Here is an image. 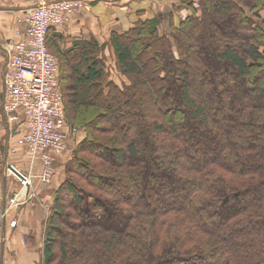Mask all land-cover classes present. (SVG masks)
I'll return each mask as SVG.
<instances>
[{
  "label": "trees",
  "instance_id": "1",
  "mask_svg": "<svg viewBox=\"0 0 264 264\" xmlns=\"http://www.w3.org/2000/svg\"><path fill=\"white\" fill-rule=\"evenodd\" d=\"M203 4L171 38L159 15L78 41L58 53L72 76L56 56L68 121L85 136L43 264H264V0ZM109 43L123 85L99 57Z\"/></svg>",
  "mask_w": 264,
  "mask_h": 264
},
{
  "label": "crops",
  "instance_id": "2",
  "mask_svg": "<svg viewBox=\"0 0 264 264\" xmlns=\"http://www.w3.org/2000/svg\"><path fill=\"white\" fill-rule=\"evenodd\" d=\"M40 0H0V210L6 209L9 199L21 189L20 179L15 175L11 166L19 173H26L30 168L28 148L22 142L27 125L22 111L8 113L4 109L5 85L4 73L7 64L6 47L11 41L24 36L26 32V15L29 9L39 4ZM88 8L77 12L68 23L51 27L48 35V46L52 52L61 53L72 47L82 39L95 38L100 42L109 41L113 31H126L134 26L139 19L152 16V5L145 4L147 0H85ZM175 4V0H173ZM162 5L164 10L170 11L166 0H156L153 6ZM172 4V5H173ZM128 11L129 15L124 14ZM124 12V13H123ZM163 13L160 12V15ZM175 24L179 23L175 16ZM81 132L72 136L71 141L77 142ZM70 143V139L68 141ZM41 171V164L35 166V173ZM59 169L47 183L35 178L29 190V195L19 208L12 210L11 217L0 224V264H41L40 254L37 253L38 242L42 232L37 229L39 216L44 218L46 209L54 200V189L62 182ZM61 182V183H60ZM49 205V206H48ZM17 217L19 225L10 226V218ZM38 230V231H37ZM33 240V242L28 240ZM40 242V241H39Z\"/></svg>",
  "mask_w": 264,
  "mask_h": 264
},
{
  "label": "built area",
  "instance_id": "3",
  "mask_svg": "<svg viewBox=\"0 0 264 264\" xmlns=\"http://www.w3.org/2000/svg\"><path fill=\"white\" fill-rule=\"evenodd\" d=\"M83 6L82 0H40L27 12L24 36L6 47L4 109L13 117L22 111L25 117L22 142L28 148L30 168L26 173L12 171L19 177L21 189L9 199L8 207L0 210V224L26 200L35 178L45 183L51 180L57 155L65 151L70 136L79 132L66 115L59 65L48 48V35L51 27L66 24ZM38 163L42 168L36 174ZM9 224L17 227L18 218H10Z\"/></svg>",
  "mask_w": 264,
  "mask_h": 264
},
{
  "label": "rangeland",
  "instance_id": "4",
  "mask_svg": "<svg viewBox=\"0 0 264 264\" xmlns=\"http://www.w3.org/2000/svg\"><path fill=\"white\" fill-rule=\"evenodd\" d=\"M82 1L84 2V6L81 7L78 12H82V11L86 10L88 8V6H89V5H86L85 0H82ZM154 1H156V0H147V2L145 3L147 5H152V9L151 10L155 11V12H153L152 16L149 17V18H153V17L159 16L160 12L163 13L162 14L163 15V19H162L161 24L159 25V31H160L161 34L165 33L167 36H169L168 38L172 37L173 32H174L173 29H175L174 27L176 26L175 21H174L175 16L178 17L179 21L186 19L188 16H191L192 14H195V15H197L199 17L203 16V6L202 5H204L203 3L205 2V0H175L176 1L175 4H173L174 3L173 0H166L167 2L170 3V5H168L169 8L171 9L169 12L167 10L166 11H161V10H164L162 5H157L156 4V7H154L153 6V2ZM124 12H123L124 14L129 15V12L127 10L124 11ZM146 12L147 11H145L143 13L138 12L139 19H142L141 15L145 14ZM72 17H73V15H72ZM27 28H28V26H26V29ZM90 39H95V38H90ZM105 42H109V41H104V42H100V43H105ZM109 44L107 45L106 48H103L100 51L99 57H101L102 60L104 61V67H105V70H106L107 78L109 80H114V81L118 82V84H120V85H123L124 81L125 82L127 81V78L125 76L121 75L119 67L116 64L114 50L112 49L111 44L110 45ZM48 48L52 52V50L50 49L49 46H48ZM68 49H70V48H68ZM68 49H66V50H68ZM176 49H177L176 47H173V51H175ZM62 53H64V52H62ZM175 54L178 55V52L175 51ZM54 55L57 56L59 62L61 61L62 63H64V67H65V71H66L67 75L72 76V71H71L72 70V64H71L70 60L68 62V61H66V57H64V56L58 57V53H56V54L54 53ZM7 58H8V54H7ZM62 63H60V65ZM5 69H6V67H5ZM60 73H61V70H60ZM63 75L64 74L61 73V79H62ZM63 82H64V85L67 88V93L69 94V93L73 92V89L70 87L71 86V82H69V77H66L63 80ZM62 85H63V83H62ZM64 85H63V89L65 88ZM62 93H63V91H62ZM80 132H81V134L79 135V138L81 137V135L85 136V133L82 130H80ZM76 135H74V136H76ZM71 139H70V143H67V148L65 149V151L63 153L59 154L58 158L54 162V168H58L59 171H60L59 176H60L61 182L66 177V174H65L66 164H67V162H69L72 159V157L74 156V150L78 147V142H77L78 139L76 141H71ZM41 168H42V165H41ZM61 184L59 186H57V188L54 189V199L56 197L55 196L56 195V190L58 189V187L61 186ZM64 196H65V194H64ZM70 197L71 196L66 195V198H65L66 202L71 203L72 200H71ZM53 202H54V200H53ZM52 205H53V203H52ZM52 205H50V206L48 205L49 209H46L47 211L44 214L43 220H41L43 215L39 216L40 217L39 226L37 227V229L40 230L42 233L40 235H35V238L38 237L39 241H40V242L38 241L36 243L34 242V244L38 246L37 253L40 254V257H42L41 258V260H42L41 264L44 263L45 228L48 226V220H49V216L51 214ZM63 229L65 230V228H63ZM56 235L58 237H57V243H56V246H55V251H56V253L59 254V252H58L59 251V243H58V241H60V238H61L60 236L61 235H59V232H56ZM28 241L33 242L32 239L31 240L29 239ZM249 243L253 245L254 239L250 240Z\"/></svg>",
  "mask_w": 264,
  "mask_h": 264
},
{
  "label": "water",
  "instance_id": "5",
  "mask_svg": "<svg viewBox=\"0 0 264 264\" xmlns=\"http://www.w3.org/2000/svg\"><path fill=\"white\" fill-rule=\"evenodd\" d=\"M11 170L17 174H19L12 166H11Z\"/></svg>",
  "mask_w": 264,
  "mask_h": 264
}]
</instances>
